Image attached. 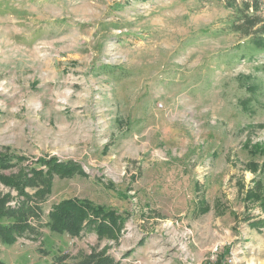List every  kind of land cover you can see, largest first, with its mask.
Masks as SVG:
<instances>
[{
  "label": "rangeland",
  "instance_id": "obj_1",
  "mask_svg": "<svg viewBox=\"0 0 264 264\" xmlns=\"http://www.w3.org/2000/svg\"><path fill=\"white\" fill-rule=\"evenodd\" d=\"M234 23L218 0H0V155L23 159L4 174L82 171L5 264H264V39ZM68 199L113 231L54 234Z\"/></svg>",
  "mask_w": 264,
  "mask_h": 264
},
{
  "label": "trees",
  "instance_id": "obj_2",
  "mask_svg": "<svg viewBox=\"0 0 264 264\" xmlns=\"http://www.w3.org/2000/svg\"><path fill=\"white\" fill-rule=\"evenodd\" d=\"M187 1V0H177ZM212 2L213 0H202ZM235 15L233 29L245 36H256L259 44L264 39V0H218ZM22 158L0 155V183L18 192V198L11 193L0 194V243L13 244L18 238L34 234L38 227L32 221L40 223L43 204L51 193L53 176H74L82 174L75 163H59L57 159L40 160L37 165L28 168L21 177H9L4 172L17 166ZM72 164V165H71ZM254 199V198H252ZM114 213L102 207L74 199L64 200L54 206L49 213L47 224L57 235L79 237L87 228L97 230L99 236L113 231ZM68 255L57 256L52 264H116L113 259L103 255H88L79 262L68 263ZM0 264H5L0 259Z\"/></svg>",
  "mask_w": 264,
  "mask_h": 264
}]
</instances>
